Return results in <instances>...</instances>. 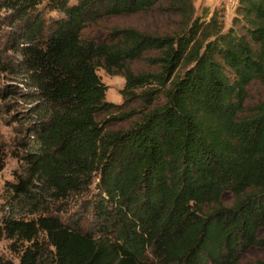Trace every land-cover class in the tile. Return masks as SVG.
Wrapping results in <instances>:
<instances>
[{
	"label": "trees",
	"instance_id": "1",
	"mask_svg": "<svg viewBox=\"0 0 264 264\" xmlns=\"http://www.w3.org/2000/svg\"><path fill=\"white\" fill-rule=\"evenodd\" d=\"M0 1L34 101L0 216L18 264H264L245 260L264 248V0L229 24L194 0ZM142 12L169 28L86 35ZM99 68L124 76L123 103Z\"/></svg>",
	"mask_w": 264,
	"mask_h": 264
},
{
	"label": "rangeland",
	"instance_id": "2",
	"mask_svg": "<svg viewBox=\"0 0 264 264\" xmlns=\"http://www.w3.org/2000/svg\"><path fill=\"white\" fill-rule=\"evenodd\" d=\"M237 0H194L196 7L208 6L211 10L220 8L224 10V20L227 24L234 13ZM47 17H56V12H46ZM17 23L12 12L1 7L0 1V216L7 215L8 196L10 182L15 181V174L23 170L22 163L16 157L21 155L23 147L21 139L27 136L24 131L28 120V112L34 104L29 99L31 90L22 84V70L20 68L21 53L18 49ZM131 26L145 32L154 33L169 28V24L163 15L156 12H142L131 15L107 17L96 24H92L86 31V35L96 39H103L108 30L115 27ZM21 43V41L19 42ZM134 70L149 69L144 61L132 63ZM102 81L107 85L106 99L110 102L121 104L123 97L121 89L124 87L125 78L120 74H110L103 68L98 69ZM31 98V97H30ZM139 102L131 105L124 104L123 110L137 108ZM105 115H100L102 118ZM134 117L131 121L135 120ZM131 121L112 127H121L130 124ZM224 201L232 204L234 197L225 193ZM264 236V229L261 231ZM10 242L7 239L0 240V254L6 258H13L18 264L16 254L10 250ZM245 260L264 261V248H251L248 250Z\"/></svg>",
	"mask_w": 264,
	"mask_h": 264
}]
</instances>
